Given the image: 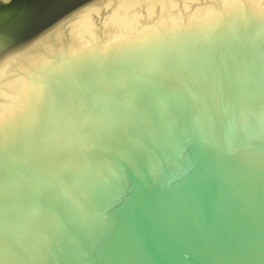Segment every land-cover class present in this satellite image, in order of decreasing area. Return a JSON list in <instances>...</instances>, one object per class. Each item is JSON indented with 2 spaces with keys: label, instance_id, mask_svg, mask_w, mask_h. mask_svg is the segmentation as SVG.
I'll use <instances>...</instances> for the list:
<instances>
[{
  "label": "water",
  "instance_id": "obj_1",
  "mask_svg": "<svg viewBox=\"0 0 264 264\" xmlns=\"http://www.w3.org/2000/svg\"><path fill=\"white\" fill-rule=\"evenodd\" d=\"M0 264H264V0H0Z\"/></svg>",
  "mask_w": 264,
  "mask_h": 264
}]
</instances>
